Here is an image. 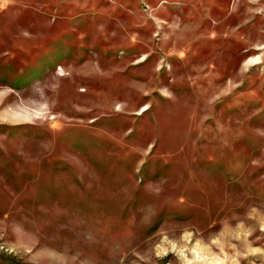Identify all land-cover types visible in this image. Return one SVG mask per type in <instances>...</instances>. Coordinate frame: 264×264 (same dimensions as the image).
Returning a JSON list of instances; mask_svg holds the SVG:
<instances>
[{"label": "rangeland", "instance_id": "374dc122", "mask_svg": "<svg viewBox=\"0 0 264 264\" xmlns=\"http://www.w3.org/2000/svg\"><path fill=\"white\" fill-rule=\"evenodd\" d=\"M0 264H264V0H0Z\"/></svg>", "mask_w": 264, "mask_h": 264}]
</instances>
